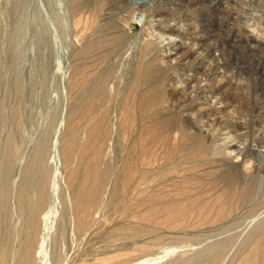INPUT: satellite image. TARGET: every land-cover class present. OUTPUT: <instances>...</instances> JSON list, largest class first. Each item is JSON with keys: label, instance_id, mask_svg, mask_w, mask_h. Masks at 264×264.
<instances>
[{"label": "rangeland", "instance_id": "obj_1", "mask_svg": "<svg viewBox=\"0 0 264 264\" xmlns=\"http://www.w3.org/2000/svg\"><path fill=\"white\" fill-rule=\"evenodd\" d=\"M0 27V259L264 264V0H0Z\"/></svg>", "mask_w": 264, "mask_h": 264}, {"label": "bare ground", "instance_id": "obj_2", "mask_svg": "<svg viewBox=\"0 0 264 264\" xmlns=\"http://www.w3.org/2000/svg\"><path fill=\"white\" fill-rule=\"evenodd\" d=\"M23 2V1H22ZM22 5V4H21ZM138 8L140 7H143V6H141V5H138L137 6ZM147 7V6H146ZM256 7V6H255ZM138 9V13H136L137 15H136V17H140V18H144V20H145V12L142 10V8L141 9ZM136 9V8H135ZM147 10V9H146ZM136 11V10H135ZM10 12V11H9ZM137 12V11H136ZM10 15V14H9ZM14 16V15H13ZM5 17V16H4ZM19 18V17H18ZM17 18V19H18ZM42 18V17H41ZM15 19V18H14ZM22 19V18H21ZM21 21V20H20ZM9 23V22H8ZM17 23V22H16ZM20 23H22V22H20ZM145 24V23H144ZM4 25V24H3ZM21 25V24H20ZM47 25H49V24H47ZM143 25V24H142ZM16 26H17V24H16ZM22 26V25H21ZM25 27V26H24ZM1 28V27H0ZM29 28V27H28ZM46 28V27H45ZM23 31V30H22ZM24 33V32H23ZM15 33L13 32V35H14ZM155 34V33H154ZM17 35H19V34H17ZM24 36V35H23ZM14 37H15V35H14ZM170 39V38H169ZM214 73V72H213ZM222 123V122H221ZM55 149H57V148H55ZM58 150V149H57ZM56 151V150H55ZM56 152H58V151H56ZM58 163V162H57ZM102 174V173H101ZM105 175V174H104ZM57 176V175H56ZM260 176V175H259ZM57 179V178H56ZM25 185L24 186H22V190H21V192H20V195H21V200H23L24 199V196H26V191H25ZM95 189V188H94ZM94 193V192H93ZM42 207H44V205H43V203L41 204V205H39L38 206V209H37V211H36V214H39L40 213V211L43 209ZM37 217V215L35 216V218ZM50 218H51V213L49 212L46 216H45V220H44V223H45V230L48 228V226H49V223H50ZM256 220V219H255ZM36 221L37 220H34V222H33V226L34 225H36ZM43 239V238H42ZM264 242V241H263ZM43 246H44V243H43V241H42V243L40 244V247H41V251H40V254L42 253V248H43ZM261 247V246H260ZM262 247H264V246H262ZM262 247H261V249H262ZM35 249H36V239H34V238H30V241H29V243H28V245H27V247L26 248H24L22 251H21V253H20V261H21V264H34V260H33V257H34V253H35ZM259 249V248H258ZM257 249V250H258ZM261 249H259V250H261ZM263 251V250H262ZM261 251V252H262ZM264 252V251H263ZM264 254V253H263ZM260 256V255H259ZM43 257V256H42ZM2 258V257H1ZM45 260H46V257L44 258ZM159 259H161V258H159ZM259 260V257H257V259H256V261H258ZM152 262H154V261H152ZM148 263V262H147ZM149 263H150V261H149ZM0 264H7V261H6V258L4 257L3 259H0Z\"/></svg>", "mask_w": 264, "mask_h": 264}]
</instances>
